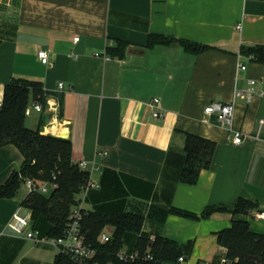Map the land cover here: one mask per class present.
Returning <instances> with one entry per match:
<instances>
[{"label":"crops","instance_id":"1","mask_svg":"<svg viewBox=\"0 0 264 264\" xmlns=\"http://www.w3.org/2000/svg\"><path fill=\"white\" fill-rule=\"evenodd\" d=\"M150 34L216 48L197 54L175 42L145 48ZM119 39L127 42L119 55H95ZM253 44H264V0H0V96L12 78H26L51 93L47 103L57 99L56 110L30 115L43 124L42 133L70 140L73 162L97 167L91 178L99 186L88 191L84 210L138 213L141 235L193 240L184 264H221L226 248L216 233L233 219L264 233L257 210L191 219L170 208L199 214L242 197L264 209V65L240 56L241 46ZM39 49L48 51L49 64L39 60ZM249 78L263 94L235 99L233 128L242 141L233 143L228 128L203 109L232 99ZM153 98L162 116H152ZM186 133L215 142L210 166L195 184L179 179ZM22 160L15 145L0 147V185ZM17 193L0 198V264H52L58 249L25 236L35 229L31 221L20 233L8 226L26 194ZM47 227L41 220L36 228L42 235ZM136 238L126 232L121 252L134 253Z\"/></svg>","mask_w":264,"mask_h":264},{"label":"trees","instance_id":"2","mask_svg":"<svg viewBox=\"0 0 264 264\" xmlns=\"http://www.w3.org/2000/svg\"><path fill=\"white\" fill-rule=\"evenodd\" d=\"M178 43L184 50L200 53L212 45L196 43L176 37L150 34L144 45L150 48L155 45ZM127 46L124 40H117L114 46H107L108 56L121 53ZM240 53L250 56L249 59L264 65V44H253L240 47ZM51 93L46 91L38 81L26 78H12L4 84L0 96V147L6 144L15 145L22 154L23 160L18 170H13L6 181L0 185V198L13 197L26 178L41 181H54L57 186L48 194H26L21 203L31 211L30 221L37 230L39 221L48 225L47 237L62 235L75 196L88 179V171L80 169L72 160V144L70 140L51 134L42 133V123L35 128L26 124L25 109L30 100L42 103ZM215 142L193 133H186L184 140L185 160L179 179L188 184H195L202 169L209 168ZM252 210L260 211L257 203L239 197L231 205L206 206L199 214L171 207L174 214L191 218H207L212 213L227 211L231 214H247ZM81 218V230L85 243L95 250V254L87 264H178L177 259L190 256L193 240L179 243L162 235H141L143 216L133 212L101 214L84 210ZM106 226L113 228L110 237L100 242L99 234ZM41 229V228H40ZM39 232V230H38ZM126 232L137 235L135 251L138 258L129 260L120 257L123 236ZM40 233V232H39ZM218 244L226 248L225 258L229 264H257L262 260L264 252V233L254 232L249 222L233 219L229 227L217 233ZM150 254L151 259L144 256ZM52 264H77L65 253H57Z\"/></svg>","mask_w":264,"mask_h":264},{"label":"built area","instance_id":"3","mask_svg":"<svg viewBox=\"0 0 264 264\" xmlns=\"http://www.w3.org/2000/svg\"><path fill=\"white\" fill-rule=\"evenodd\" d=\"M240 25H238V28ZM74 40H78V37H74ZM96 56H101L104 59H108L109 56L103 52L102 54H99L98 52L95 53ZM37 56L39 60L43 64H49V54L48 51L45 49H39L37 51ZM242 56V54H240ZM247 58H250V56H245ZM238 68L239 69H245V65L242 64V62H238ZM257 80L254 78H249L247 80V86L244 89H235L233 93V97L230 100L224 101V102H211L207 104L203 112L205 116L210 117L214 116L215 120L228 128L229 132L232 134V142L233 143H240L242 141V132L233 128V116L235 111V99H243L246 102H251L254 96H261L263 94L262 90H257L255 88ZM57 87L59 90H62L63 83L59 82L57 84ZM50 96V95H48ZM47 96V97H48ZM46 97V98H47ZM56 103L50 104L47 103V100H45L44 103L32 99L29 101L26 109L25 114L28 116L30 115L31 109L37 111V112H43V111H52L56 110L58 106L57 99ZM149 105L152 107V116L159 117L162 116L163 110L160 107V101L158 98H153ZM260 123L263 122V119L259 120ZM98 154H106V150H100ZM78 166L82 170L88 171V179L86 183L81 187L80 191L75 196V203L71 207L70 213L68 215V219L66 221L63 233L59 237H44L40 235L38 230L36 229H29L25 236L27 238L35 239V240H47L51 244H53L60 253H65L68 255L72 261H74L77 264H87V262L92 259V257L95 254V250L90 247L87 243H85L84 234L81 230V218L84 214V208H83V202L84 199L88 193V191L91 188L98 187V183L94 181L91 178V173L93 170L97 169L94 162L91 164L87 163V161L81 160L77 162ZM55 176L52 177V180L50 181H41L37 179H31L26 178L23 180V186L25 189L26 194H32V193H43L48 194L53 189L56 188L57 184L54 181ZM25 194V195H26ZM30 215L31 211L29 207H26L24 204L20 202L18 205L16 211L13 214V221H11L8 226L20 233L25 227H29L30 225ZM255 217L258 219H264V209L260 211L255 212ZM110 233L105 232V230H102V232L99 234L98 239L100 242H105L109 239ZM120 257L123 259H129L133 260L138 258V255L136 252L126 255L122 252H120ZM146 259H151L150 254H146L144 256ZM185 258L183 256H179L177 259L178 264H184ZM96 264V263H91ZM201 264V263H198ZM221 264H229V261L224 257L221 259ZM257 264H264V252L262 254V260L257 262Z\"/></svg>","mask_w":264,"mask_h":264},{"label":"rangeland","instance_id":"4","mask_svg":"<svg viewBox=\"0 0 264 264\" xmlns=\"http://www.w3.org/2000/svg\"><path fill=\"white\" fill-rule=\"evenodd\" d=\"M35 123L36 122H35L34 118L32 117V114L30 116H27V118H26V124H27V126H29L31 128H35V126H36ZM23 192H25V189H24V186H23V182H21V185H20V188L18 190L17 195L18 196H21V194Z\"/></svg>","mask_w":264,"mask_h":264},{"label":"water","instance_id":"5","mask_svg":"<svg viewBox=\"0 0 264 264\" xmlns=\"http://www.w3.org/2000/svg\"><path fill=\"white\" fill-rule=\"evenodd\" d=\"M55 136V135H54ZM57 137H62V138H65L64 136H59V135H57Z\"/></svg>","mask_w":264,"mask_h":264}]
</instances>
